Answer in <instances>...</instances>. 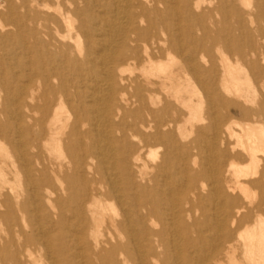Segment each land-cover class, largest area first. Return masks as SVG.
I'll list each match as a JSON object with an SVG mask.
<instances>
[{
  "label": "bare ground",
  "instance_id": "1",
  "mask_svg": "<svg viewBox=\"0 0 264 264\" xmlns=\"http://www.w3.org/2000/svg\"><path fill=\"white\" fill-rule=\"evenodd\" d=\"M0 264H264V0H0Z\"/></svg>",
  "mask_w": 264,
  "mask_h": 264
},
{
  "label": "rangeland",
  "instance_id": "2",
  "mask_svg": "<svg viewBox=\"0 0 264 264\" xmlns=\"http://www.w3.org/2000/svg\"><path fill=\"white\" fill-rule=\"evenodd\" d=\"M149 161V160H148ZM148 163H151V162H148Z\"/></svg>",
  "mask_w": 264,
  "mask_h": 264
}]
</instances>
